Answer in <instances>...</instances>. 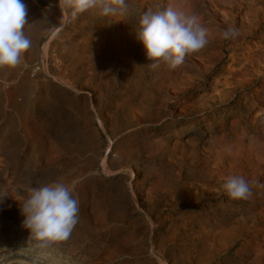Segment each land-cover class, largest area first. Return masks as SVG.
<instances>
[{
    "label": "rangeland",
    "instance_id": "rangeland-1",
    "mask_svg": "<svg viewBox=\"0 0 264 264\" xmlns=\"http://www.w3.org/2000/svg\"><path fill=\"white\" fill-rule=\"evenodd\" d=\"M23 3L31 46L0 67V264H264V0H127L75 19ZM169 5L208 44L153 70L138 19ZM233 175L250 199L227 195ZM60 180L78 181L77 225L30 239L18 200Z\"/></svg>",
    "mask_w": 264,
    "mask_h": 264
},
{
    "label": "clouds",
    "instance_id": "clouds-1",
    "mask_svg": "<svg viewBox=\"0 0 264 264\" xmlns=\"http://www.w3.org/2000/svg\"><path fill=\"white\" fill-rule=\"evenodd\" d=\"M62 13L71 9V19L92 9H99L103 17L128 13L127 0H59ZM27 6L23 0H0V67L14 68L31 46L25 36ZM63 18V17H62ZM235 35L232 28L223 31L224 39ZM137 39L146 49L150 69L160 62L175 69L188 55L202 50L208 44V32L198 15L169 5L166 9L144 11L138 19ZM77 180L70 184L60 181L26 189L27 197H20L22 226L29 230L30 239L41 242L63 241L69 238L78 223L79 201L74 197ZM233 200H248L252 196L249 183L238 175L228 177L223 185ZM9 193L0 190V201Z\"/></svg>",
    "mask_w": 264,
    "mask_h": 264
}]
</instances>
